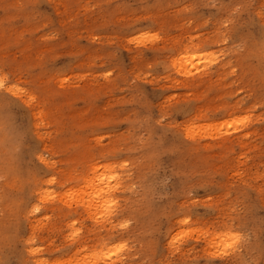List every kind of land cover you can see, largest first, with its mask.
Wrapping results in <instances>:
<instances>
[{
	"label": "rangeland",
	"instance_id": "rangeland-1",
	"mask_svg": "<svg viewBox=\"0 0 264 264\" xmlns=\"http://www.w3.org/2000/svg\"><path fill=\"white\" fill-rule=\"evenodd\" d=\"M262 9L264 0H0V70L19 89L0 100V183L16 184L2 200L38 209L36 221L2 228L0 264H81L114 243L125 244L118 264H209L227 231L245 239L225 264H264ZM124 163L114 219L74 203L91 177ZM42 181L63 197L62 213L45 214Z\"/></svg>",
	"mask_w": 264,
	"mask_h": 264
},
{
	"label": "bare ground",
	"instance_id": "bare-ground-1",
	"mask_svg": "<svg viewBox=\"0 0 264 264\" xmlns=\"http://www.w3.org/2000/svg\"><path fill=\"white\" fill-rule=\"evenodd\" d=\"M189 58H190V56H189ZM193 61H195V60H193ZM177 63H178V60H177ZM206 64H208V63H206ZM175 65H174V67H175ZM191 66H192V64H191ZM201 66H203V64ZM184 69H186V68H184ZM192 70H194V69L191 68V69H188L187 71H188V73L192 74ZM25 97H23V99L26 102H30V99H29L30 95H25ZM0 100H3V102H5L4 92H0ZM41 112H40V114H41ZM44 162L47 165H51L52 164L50 162V160H48L45 157H44ZM1 167L2 166L0 165V168ZM101 175H117V174H114V172H110V173L104 172ZM89 180H90V184H89V188L87 189L88 190V193L85 194V195H83V196H81L78 199L75 198L76 201L74 203H78V202L79 203H88L89 207L92 208L93 210H95L96 215L98 217L103 218L105 220H112V219H114V216H106V215H104V213L106 211V202H111L112 200H116L114 198V193H115V190L117 189L116 186H115V184H112V183H109V182H105V184L103 185V193H101L100 185H99V182L97 181L96 177L93 176ZM45 184H46L45 181H42V182H40L38 184V186L35 187V193H36L38 199L41 202H47L46 203V208H45V212H46L45 214H47V213L55 214V212L62 213V201H63V197L60 195L59 192H57L55 190H51L48 187V185L50 183H48L47 186ZM116 184H119V186L121 185V177L116 182ZM12 185H16L14 181H6L5 180V181H3V182L0 183V234H1L2 228L7 223L14 222L15 225H18V223H19L18 218L20 216H24L29 222L36 221L35 220V216L32 213L34 211V209H36V207L35 208H31V207L28 208L29 206L27 205V209H25L23 211L21 209V206L19 204H16L17 202H5V201L2 200V192L5 193L8 190L7 187L8 186H12ZM19 185H20V183L18 184V186ZM110 189H111V191H110ZM70 196H72V194H70ZM65 198L68 199V201H70L69 200V197L68 198L65 197ZM34 205L37 206V208H38V204H34ZM116 208H117V205H116ZM30 215H32L33 218H31ZM18 228H19V226H17L15 228V230H14V234L15 235L18 234ZM228 232L229 231L224 232V233H220L219 235H217L215 237V239L213 240V242H214L215 245H217L216 246L217 248L218 247H221V245H218V242H219V244H221L223 240H226L227 239L225 233H228ZM72 233H70V236L73 237ZM0 238H1V236H0ZM73 238H75V237H73ZM33 249L34 248L32 246H29L27 251H29V253L32 254L33 253ZM105 251L101 255H98V256L97 255H93L91 259L84 257V259H82V263L81 264H111V263L114 264V263H117V262L112 261L114 259V257H112V258H109L108 257L109 249L106 252ZM231 251H234V250L232 249ZM37 260H39L40 263H43V264H75L74 263L75 262L74 261L75 259H72L70 263H65L64 261H61V260H57V261H55L53 263H49V262L47 263L46 260L44 261L42 259H37Z\"/></svg>",
	"mask_w": 264,
	"mask_h": 264
},
{
	"label": "snow or ice",
	"instance_id": "snow-or-ice-1",
	"mask_svg": "<svg viewBox=\"0 0 264 264\" xmlns=\"http://www.w3.org/2000/svg\"><path fill=\"white\" fill-rule=\"evenodd\" d=\"M240 9L239 7H237L236 9H234V12H238ZM262 14H264V9L261 10ZM148 35H144L142 34L141 36L135 38L132 43H135L137 45L142 44L143 42L147 41L148 39ZM151 39L153 41L159 40L160 36L156 35V34H151ZM225 43H227V41H225ZM151 65H149V69H151ZM106 76H111L112 73H105ZM0 92H5L8 96L13 97V96H17L19 89L15 86V84L13 83V80L11 78V74L10 72H8L7 69L4 70H0ZM247 121V117H244L243 120L240 121H235V124H243ZM231 127V125H230ZM106 159H120L119 156H107L105 157ZM41 160V162L44 161V157H40L39 158ZM106 167L103 163H101L100 168L98 169H94V172H103L106 170ZM127 167V163L124 164H118V165H112V171L116 172L117 169L119 168H126ZM54 179L52 181H49V183H53ZM97 181L99 182L100 185V189H101V193H103V185L105 184V182H109L112 184H115L116 188H119V184H116V182L119 180V176L118 175H97L96 176ZM111 191V189H110ZM117 201L112 200L111 202H106V211L104 213V215L106 216H116L117 213ZM34 211H38V209H34ZM118 218V217H116ZM185 223H188V221H185ZM72 228H77L78 225H76L75 223H73L71 225ZM127 227V223H121L119 225L120 229H124ZM79 233L78 232H73L72 235L73 237L77 236ZM227 239L222 241L221 244V248L223 249V251H218L216 253V255L219 257L218 260H214V261H210L209 264H225V259L227 258V256L229 255V252L238 244L240 243L242 240L245 239V237H243L239 232L237 231H231L228 233H225ZM125 249V244L123 243H114V246L112 249L109 250L108 252V257L112 258V257H116L119 255H122V250ZM34 252H38L39 249H33Z\"/></svg>",
	"mask_w": 264,
	"mask_h": 264
}]
</instances>
